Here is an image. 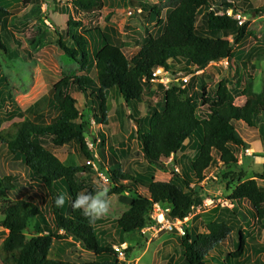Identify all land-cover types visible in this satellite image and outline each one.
Listing matches in <instances>:
<instances>
[{"label": "trees", "instance_id": "obj_1", "mask_svg": "<svg viewBox=\"0 0 264 264\" xmlns=\"http://www.w3.org/2000/svg\"><path fill=\"white\" fill-rule=\"evenodd\" d=\"M36 1L0 0L1 52L11 56L1 34L6 31L11 11L22 4H37ZM220 1L168 0L164 22L160 19L161 10L156 6L133 4L148 22L164 24V28L157 38L147 34L134 40L139 50L131 58L124 54L123 43L112 26L106 24L102 29L75 34L71 29L77 30L81 23L68 17L71 46L59 40L58 48L80 67L83 75H64L48 91L45 99L49 122L46 123V116L41 113L40 100L22 112L11 95L5 93L12 106L6 118L19 121L13 122L8 130L0 131V145L6 147L12 160L26 167L30 182L44 193L45 206L42 209L25 201H2L0 227L7 234L0 244V264H75L60 257L65 250L76 248V243L94 257L92 261L80 264H124L113 246L98 238V235L104 238L108 232L96 229L97 219H89L80 210L72 208L78 193L94 194L97 191L92 184L95 158L86 142L90 135L89 125L72 93L83 96L95 123L107 126L110 92L117 93L129 110V118L136 125L138 149L147 164L143 174L130 177L122 171L120 163L130 154V149L123 143L117 151L108 147L116 160L105 174L111 185L108 196L126 194L131 198L128 210L114 222L120 233L124 236L140 234L150 223L154 204L168 210L167 216L171 220L187 218L191 210L201 204L203 188L200 184L206 179V171L218 163L222 166L217 175L218 185L230 192L227 201L231 208L216 210L215 218H210L205 225V233H199L197 228L186 230L180 238V259L184 264H215L212 253L217 251L221 255L219 246L236 232L237 242L233 251L226 255V261L247 262L251 247L244 231L239 230L243 225L237 213L241 211L248 216L243 226L246 230L254 220L263 221L264 188L255 180H248L246 168L238 166V154L245 149V144L236 137L235 124L244 125L247 131L258 129L264 143V94L252 93L251 77L238 93L229 88L226 80L217 83L215 90H207L204 78L198 80L195 75L203 72L210 63L231 58L234 48L249 34L248 21L238 25L235 19L225 14L217 15L212 10ZM249 1L241 6L245 12L253 18L264 16V4L254 8ZM103 4V0H73L70 5L73 12L95 18ZM226 7L233 12L237 8L231 4ZM203 9L206 10L205 22L197 26V15ZM60 11L66 13L67 9ZM13 43L19 46L15 40ZM262 48L264 51V45ZM171 63L179 64V69L186 72L185 76L191 75L186 85L181 80L174 84V79L181 78H176L178 74L172 71ZM160 68L171 77L167 89L161 84L152 86V74ZM237 96L243 98L241 106L235 105ZM140 103L142 107H139ZM139 108L147 109L144 117H140ZM99 138L98 143L103 146L105 139L102 135ZM65 146L76 149L89 164L83 167L65 165L53 153V149ZM186 152L192 155H185ZM180 153L181 174L171 175L168 182L156 181L155 174L165 172L169 167L166 165L168 160ZM254 177L264 180V172L255 173ZM21 181L14 176L3 177L0 190L12 191ZM191 184L194 189L190 188ZM138 186L145 190L144 195L139 194ZM59 195L65 197V203L58 208L54 201ZM29 230H32L30 238L26 236ZM261 251L264 253V248Z\"/></svg>", "mask_w": 264, "mask_h": 264}, {"label": "rangeland", "instance_id": "obj_2", "mask_svg": "<svg viewBox=\"0 0 264 264\" xmlns=\"http://www.w3.org/2000/svg\"><path fill=\"white\" fill-rule=\"evenodd\" d=\"M40 1L37 0V4H22L17 9L12 10V17L7 22L6 31L1 33L11 56L0 51V121H2L0 131L8 130L13 122L19 121L17 119L10 121L6 118L7 114L12 111V106L5 97L6 92L11 95L16 107L22 112L40 100L39 108L41 113L46 116L47 103L45 98L53 85L60 81L64 75H83L80 67L67 59L58 48L59 40L66 46H71L68 38V17L77 23H81V27L77 30L71 29V33L74 32L75 34L83 35L94 28L102 29L106 24L112 26L123 43L124 54L127 58H131L139 50V47L134 44V40L146 37L147 34L157 38L162 34L164 28V24L158 25L148 22L145 15L134 8L133 4L146 3L152 7L156 6L161 10L160 19L162 22L165 21L168 14V0H103V8L95 18H85L82 14L73 12L70 5L73 0H42V3ZM226 4H230V2L221 0L217 4L215 3L212 10L217 14L225 13L228 10ZM254 4H256L255 7H259L264 4V1L259 0ZM61 8L67 9V12L60 11ZM238 9L239 12L238 10L237 12L231 11L233 14H240L244 23L249 22L247 28L249 34L239 46L234 48L231 58L210 63L203 72H197L195 75L198 80L204 78V85L207 90H215L217 83L226 80L229 82V88L238 93L242 92V87L247 78L251 77L252 93L264 94V52L259 50V47L264 45V16L253 18L249 12H245L243 17L242 9ZM205 13L206 10L203 9L197 15V26L205 22ZM14 40L19 46L14 45ZM228 40L231 41L232 39L228 38ZM171 65L172 71L178 74L176 78L179 76L181 79H187L188 83L191 75L185 76L186 72L179 69V64L171 63ZM163 75H165L164 82L171 81L167 72L160 68V76ZM91 77L94 78V73L91 74ZM181 79H174V84ZM157 84L156 82L152 83L153 88ZM72 96L77 101L78 109L84 121L89 125L90 135L86 142L89 143V146L93 145L92 150L89 151L93 153L95 158V161L92 162L95 173L92 177V184L96 186V189L107 187L110 190L111 188L105 174L107 170L113 167L116 160L110 155L109 146L117 151L120 143L125 144L130 149V154L120 161L122 171L130 177L143 174L147 164L138 149L136 125L129 118L130 112L121 97L113 92L108 94L107 104L110 109L107 115V126H105L93 121V113L85 106L82 95L72 93ZM235 98V105L241 106L243 103L242 96ZM153 102L156 103V99H153ZM139 110L140 117H144L147 109L139 108ZM29 117L32 118V116ZM45 121L46 123L49 122L47 116ZM100 135L105 139L103 146L98 143ZM235 135L242 139L245 144V149L240 150L238 154V166L241 165V168H246L248 180H255L258 186L264 188V180L254 177L255 173L263 174L264 172V143L262 144L260 140L258 129L247 131L244 125L238 123L235 124ZM53 153L67 166L83 167L87 165V160L72 147L65 146L53 149ZM188 154L192 155V153ZM179 157L180 155H177L176 163L168 165L169 167L165 172L158 171L155 180L168 182L171 175L178 173L180 175ZM175 167H177L178 173L174 171ZM221 170L222 166L217 163L216 166H212L206 171V179L200 184L203 188L201 204L193 208L188 217L182 220V232L175 227L170 230H160L155 228L150 220L148 227L143 229V233L141 231L140 234L124 236L114 222L131 205V198L125 194L107 196L109 209L106 214L96 218L99 222L96 229L104 233L108 232V235L105 234L104 238L98 235V238L101 242L111 244L113 247L124 246L126 248L122 255L124 258L119 259L124 264H169V262L171 264H184L180 259V238L184 236L185 231L197 228L199 233H205V225L210 218H215L216 210L222 207L231 208L227 201L230 192H226L218 185L217 175ZM100 174L104 176L105 181ZM6 176L21 178L22 181L16 184L12 191L0 190V205L6 199L29 202L44 209V193L30 182L26 167L20 162L12 160L6 147L0 145V179ZM136 188L139 194L144 195L145 190L142 187ZM207 198L212 201V205H204V200ZM245 205L250 206L247 203ZM2 218L3 216L0 214V221ZM239 218L243 220L241 215ZM247 218L246 215L245 219ZM243 228L240 227L239 230H243ZM6 234L7 231L0 227V244ZM120 234L123 237L122 242L118 240ZM245 234L247 243L251 247V253L249 251V259L242 264H264V253L261 251L264 248V220H254L253 227H249ZM26 236L30 238L32 230L27 231ZM72 242L76 243L75 241ZM236 242L237 233L235 232L219 246L221 255H218L217 251L212 253L215 256V264L236 263L232 260L226 261L227 250H230L232 244ZM76 244V248L65 250L60 258L75 264L90 262L94 259L91 253L81 250L78 243ZM57 245L64 246V244Z\"/></svg>", "mask_w": 264, "mask_h": 264}, {"label": "built area", "instance_id": "obj_3", "mask_svg": "<svg viewBox=\"0 0 264 264\" xmlns=\"http://www.w3.org/2000/svg\"><path fill=\"white\" fill-rule=\"evenodd\" d=\"M225 14L228 17H231L233 19H235L236 21H238V25H242L244 23V21H242L241 19V15L240 14H233V12L231 11V9H228L225 13H218L217 15H223ZM154 80L152 82H156L158 84H161L165 89H167L169 87V83L170 81L164 82L165 79V75L160 76V69H157L154 71V73L152 74ZM164 77V78H163ZM167 79V78H166ZM181 82L183 85L187 84V79H181ZM92 146H89L88 144V148L89 150H92ZM173 163V159L171 158L170 160H168V163L166 165H171ZM89 163L87 162V165ZM174 171L176 173H178V169L177 167L174 168ZM100 176L102 177V179L105 181L106 179L104 178L103 175L100 174ZM191 189H194V184L190 185ZM207 204H211L212 205V201L207 198L204 200V205ZM168 214V210L163 209L160 205L158 204H154L151 214H150V220L151 222L154 224L155 228H158L160 230H170L173 227H175L176 229H178L180 232H182V221L180 220H171L168 218L167 216ZM145 230V229H144ZM142 233L144 232L143 230H141ZM112 249L114 250L115 253L118 254V258L119 259H123L124 257H122L123 253H124V249H126L124 246L120 245V246H114L112 247ZM122 257V258H120Z\"/></svg>", "mask_w": 264, "mask_h": 264}, {"label": "clouds", "instance_id": "obj_4", "mask_svg": "<svg viewBox=\"0 0 264 264\" xmlns=\"http://www.w3.org/2000/svg\"><path fill=\"white\" fill-rule=\"evenodd\" d=\"M107 187L99 188L94 194L92 193H78L76 199L72 202L74 211L80 210L82 215L89 219H96L106 214L109 209ZM56 207H63L65 197L59 195L55 198Z\"/></svg>", "mask_w": 264, "mask_h": 264}, {"label": "crops", "instance_id": "obj_5", "mask_svg": "<svg viewBox=\"0 0 264 264\" xmlns=\"http://www.w3.org/2000/svg\"><path fill=\"white\" fill-rule=\"evenodd\" d=\"M227 1H229L231 5H234V6L238 7V8H241V9H242L241 12L243 13L242 16L244 17V12H245V11L243 12L244 9H243V7H241V6H243L244 4H246L248 0H227ZM256 1H259V0H250V1H249V2L253 5L254 8H258V7H255V6H254V5H256V4H254V2H256ZM263 1H264V0H263ZM259 7H260V6H259ZM238 8H236V11H235V12H237V10H238V12H239V9H238ZM259 50H260V51H263L262 46L259 47ZM263 52H264V51H263ZM186 154H188V153L186 152L185 155H186ZM179 155H182V154L180 153ZM180 157H181V156H180ZM180 157H179V158H180ZM179 158H178V159H179ZM172 159H174V160L176 161V160H177V155L172 156ZM180 161H181V159H180ZM155 175H156V174H155ZM240 215H241V217H242L243 220H240V218H239ZM237 217H238V219L240 220V222H241V224H242L243 226H244V224L248 221V218L245 219L246 215H245L243 212H241V211H239V212L237 213ZM253 225H254V223L249 224L248 228L251 227V226L253 227ZM243 226H242V227H243ZM245 226H246V225H245ZM248 228H247V229H248ZM243 230H245L244 233L247 231L245 228H243ZM243 230H241V231H243ZM232 235H233V234H232ZM118 240L122 242V238H121V237H119ZM234 244H235V243L232 244V247H231L230 250H227L228 252H232V251H233V246H234ZM250 253H251V251H250Z\"/></svg>", "mask_w": 264, "mask_h": 264}]
</instances>
